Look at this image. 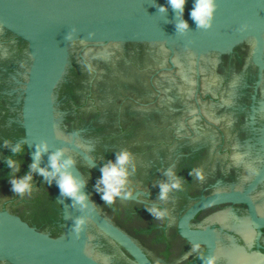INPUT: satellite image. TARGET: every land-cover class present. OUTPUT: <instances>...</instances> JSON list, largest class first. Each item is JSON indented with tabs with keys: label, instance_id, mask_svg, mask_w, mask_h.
<instances>
[{
	"label": "water",
	"instance_id": "1",
	"mask_svg": "<svg viewBox=\"0 0 264 264\" xmlns=\"http://www.w3.org/2000/svg\"><path fill=\"white\" fill-rule=\"evenodd\" d=\"M214 5L208 25L198 26L190 16L194 0H186L182 12L174 10L168 0H0V93L5 95L7 114L21 126L19 142L24 144L30 163L37 145H47L40 167L47 168L49 156L57 151H62V160L72 159L74 163L67 171L83 182L81 193L86 196L85 201L78 202L62 194L55 179L49 183L48 178L35 172L58 210L46 194L30 191L19 195L37 200L22 207L21 213L40 220L50 204L52 213L60 214V233L52 236L9 208L0 209V262L102 264L101 260L108 264L116 248H102L101 233L122 246L136 264H152L141 246L103 215L93 173L83 172L79 165L82 162L101 177L103 165L127 152L131 156L127 165L129 182L146 184L162 160L160 155L154 156L161 146L152 142L153 136H146L150 133L148 125L154 129L170 125L167 113L175 101L187 102V111L196 110L192 101L195 56L201 75L199 103L213 123L201 116L194 124L190 119L189 127L180 122L178 132L196 133L195 142L188 147L200 149L195 159L197 168L212 174L221 187H233L202 195L180 218L179 229L195 241L198 236L189 229L188 221L198 210L219 203L244 202L260 231L264 218L256 214L250 195L264 179V139L255 145L252 138L256 133L253 128L260 135L264 131V0H214ZM161 6L166 10L160 11ZM181 21L187 22V29L177 28ZM244 42L248 46L243 51ZM232 52L234 57L230 54L226 63L216 55ZM167 53L172 66L173 58L177 59L175 72L170 79L161 73L154 79L166 117L154 113L147 124L129 121L124 109L119 113L124 105L120 100L127 94L140 100L152 99L155 93L149 75L156 68L168 66ZM85 59L91 61V66ZM249 59L257 68V79ZM93 68L96 71L92 73ZM202 83L210 86L204 88ZM261 83L262 88L252 97L253 85L257 92ZM225 103L232 105L229 111ZM87 116L98 123L91 126ZM119 120H125V128ZM204 133L207 136L201 138ZM168 142L171 145L163 148L185 145ZM106 153L112 154L110 160ZM3 157L1 153L0 160ZM243 172L247 177L244 181ZM244 183H249L245 189L235 188ZM262 190L264 185L260 183L252 193L258 201L264 196ZM139 193L149 196L137 189L129 198H117L137 199ZM16 195L12 191L7 197ZM3 201L1 197L0 208ZM45 226L53 227L50 219ZM235 229L251 242L249 224L241 221ZM224 253L228 264H264V259L234 247L224 248ZM207 258L191 264H201Z\"/></svg>",
	"mask_w": 264,
	"mask_h": 264
},
{
	"label": "flooded vegetation",
	"instance_id": "2",
	"mask_svg": "<svg viewBox=\"0 0 264 264\" xmlns=\"http://www.w3.org/2000/svg\"><path fill=\"white\" fill-rule=\"evenodd\" d=\"M126 46L144 45L126 44ZM241 46H243L244 51V49H247L248 44L244 42ZM238 48L239 47L235 48V50ZM230 54L234 57V52L221 53L216 55L220 62L223 61L224 63H226ZM244 59L245 57L243 58V63ZM85 60L91 66V61L88 59ZM176 60V57H174L172 66L167 53L168 66L156 68L149 75V82L153 90L152 94L155 93L152 99L148 97V99L146 98V100H140L132 95L127 94L120 100V104L123 103L124 105H121V108L119 107V113H122L124 109L125 114L130 116L128 117L129 121L132 120L133 123L143 122L144 124L150 122L151 115L154 113L162 116L161 118L166 117V110L162 106L163 102H159L158 100L161 91L154 83V79L158 77L160 73L163 76L168 75L170 79L172 73L175 72L173 70H175V67L177 65ZM199 61H201V59ZM249 61L251 62L250 59ZM237 65L238 67H240L241 63L237 62ZM252 65L255 67L253 63ZM167 67L169 69H164ZM93 70L94 72L96 71V69L93 68L91 70L92 73ZM157 70H160L159 73L156 72ZM165 70H170L173 72H166ZM255 70L257 79L256 67ZM195 77L196 84L195 89L192 93L194 96L192 101L195 103L196 110L192 111L190 109L187 111V102L181 104L179 101H175L171 111L167 113L169 114L168 117L170 116V118H168L170 125H165V127H160L157 125L156 129L149 125L147 127V130H150V133H148L146 136L148 138L153 136L154 141L152 142L156 145L161 146V150L158 153L154 154V156L160 155L162 157V160L160 164L155 165L156 167L153 171H151L146 184H139L134 180L128 183L127 188L132 193L137 189H141L144 192H148L149 196H144L143 194L139 193L137 195V199L126 200L116 198L115 203L109 204L101 198L102 194L98 191L99 199L102 205V209L100 210L104 216H106L109 220L114 222L117 226L128 233L141 246L152 264H191L195 261L202 260L206 256H208V258L203 260L201 264H207L208 259L211 257H216L215 264H228L226 254L224 253V248L228 246L240 249L242 252L244 251L247 254H254V256H257L258 258L264 259V225L260 227V231L255 227L248 206L244 202L219 203L198 210L188 221L189 229L191 231H194L198 236L197 240L195 241L187 239L179 229L180 218L185 214L188 208L202 195H208L220 190L229 191L233 187L232 185L221 187V183L219 181L215 182L214 178L211 177L212 174L210 173H204L203 179L197 178V176L193 174V170L198 169L195 159L197 158V156H199L198 152H200V149H191L190 147H188L191 143L195 142L196 138L194 137V134L196 133H193V131L191 133L181 132V130L180 132H178L180 129L178 126L180 122L185 123V125L189 127L190 119L192 124H194L196 119H201V116L208 121V117H205V115L208 116V113L207 111H205V109L201 108L198 99L201 86V75L200 70L199 74L197 73L196 56ZM202 85L204 88H208L210 86V84L208 83H202ZM262 86V83L258 85L257 92H255L254 84L253 93H251V96L253 97V95H257L259 92V88L261 89ZM180 87L181 86H178V88ZM189 88H187L186 90H189ZM3 98H5V95L0 93V154L4 153V157L0 160V198L4 197L3 205L0 209L9 208L11 212L19 215L31 226L41 231L47 232L52 236H56L60 233V214L58 213L55 216L53 214L54 212L52 213L53 210L51 209L50 204L47 205L46 210H44V212L42 213L43 215L41 219L35 220L33 218L26 217L23 213H21V208L26 205L35 203V200H37V198H35V200L33 198H23V196L19 194L13 198L7 197L12 192L10 180L13 178V174L12 169L8 167L6 161L8 158L15 157L20 162V168L19 171L15 173V177L19 178L31 172V175L33 177L31 181V192L36 193L41 191L42 193L46 194L51 200L50 203L54 204L55 210H58V207L54 202L51 193L45 183L35 172L30 169L31 163L29 164L27 162L24 152L17 155L11 151V148L16 144H22L24 146L22 142H19V139L22 137L23 132L21 126L19 127L18 125H15V122L13 123V121L11 120L12 117L7 114L5 106L6 104H4L5 100ZM157 103H159V106H157ZM229 104H224L226 106L224 108L227 111H229V106H232ZM203 112L205 115L203 114ZM98 114L100 115L101 113L98 111ZM244 117L245 115L241 117V120ZM86 119V122H88L91 126H95V123H98L96 118L88 119L87 116ZM231 121L229 122V124L232 123ZM118 122H121V127L125 128V120L124 122L120 120ZM209 123L212 124L213 122ZM252 131L256 132L252 135V138L255 140V145L262 144L261 142L264 139V131L262 132V135L258 134L257 130H254V128ZM121 132L123 133V129H121ZM205 136L207 135L204 133L201 138ZM168 140H172L174 146L185 145L183 146V148L181 147L179 149H167L166 147L163 148L164 145L169 146L170 143L168 142ZM5 141H8L7 146H5ZM111 156L112 154L106 153V157L109 160ZM243 158L247 159L244 156ZM79 167L83 172H85V170L92 172L96 183L98 182V179L100 177L95 176L94 171L90 167L83 164L82 162ZM169 170L173 171L176 178L180 179L182 187L171 189L168 197L166 199H161L160 185L162 183L172 182V178L167 175V172ZM244 180H247V177L244 176L243 172V181ZM263 181L264 179L259 182V185L260 183L264 185ZM248 184L249 183H244L243 185L235 188L245 189ZM259 185L257 184L255 189L251 192L250 197L254 203L256 214L259 217L264 218V204H262L264 203L262 201L264 199V196H260V201H258L252 195V193L258 188ZM263 192L264 190H262V193ZM153 206H156L162 210H167V217L161 220L153 216L148 211V209ZM48 219H50L53 224L52 228H46L45 226V222ZM241 221H243V223L246 222L247 224H249L253 231L251 242H248L243 234L235 229ZM99 235L100 241L102 243V248H104L105 250L111 249L112 251L116 248L115 252L111 254V258L109 259L108 264H136L133 257L122 246L105 237L101 233H99ZM197 245H200L201 247L197 248ZM99 261L102 264H105L101 260ZM0 264L7 263L0 262Z\"/></svg>",
	"mask_w": 264,
	"mask_h": 264
},
{
	"label": "clouds",
	"instance_id": "3",
	"mask_svg": "<svg viewBox=\"0 0 264 264\" xmlns=\"http://www.w3.org/2000/svg\"><path fill=\"white\" fill-rule=\"evenodd\" d=\"M168 3L174 10L180 12L183 11L186 0H168ZM214 0H194V6L190 11V16L198 26H207L214 11ZM166 9L161 6L160 11ZM177 28L185 30L188 28V24L185 21L178 23ZM5 146L8 145V141H5ZM14 154H22L25 149L22 144H16L11 148ZM47 145H37V150L33 154V162L30 164V169L33 172H37L49 179V183L53 179L61 190V193L70 197H73L78 202L86 200V196L81 193L83 182L78 180L71 172L67 171L74 163L72 159L62 160V151H57L49 156V166L47 168L40 167V160L43 153L47 152ZM131 156L127 152H121L117 154L115 160L108 161L101 168V177L97 182V191L102 195L101 198L109 203H115L117 197L123 196L129 198L132 192L128 190L127 185L129 183L130 172L127 165L130 163ZM7 165L12 169L13 178L10 180L12 191L18 194H25L31 191L33 179L31 172L25 174L22 177L16 178L15 173L19 171L20 162L11 157L7 159ZM51 169V171L49 170ZM193 174L199 179L204 178V173L200 169H194ZM167 175L172 178L171 183H162L160 185V198L166 199L171 189L181 188L182 184L179 178H176L175 173L171 170L167 172ZM148 211L157 219H165L168 215L167 210H162L156 206L150 207ZM83 221H81L82 223ZM200 248V245L196 246ZM216 257L208 259L207 264H215Z\"/></svg>",
	"mask_w": 264,
	"mask_h": 264
},
{
	"label": "trees",
	"instance_id": "4",
	"mask_svg": "<svg viewBox=\"0 0 264 264\" xmlns=\"http://www.w3.org/2000/svg\"><path fill=\"white\" fill-rule=\"evenodd\" d=\"M24 155H25V158H26L27 162L30 164V160H29L28 155H27V153H26V149H25V151H24ZM48 190H49V189H48Z\"/></svg>",
	"mask_w": 264,
	"mask_h": 264
}]
</instances>
